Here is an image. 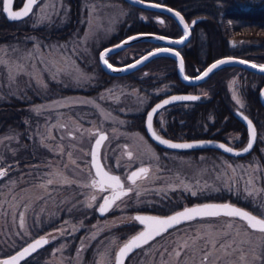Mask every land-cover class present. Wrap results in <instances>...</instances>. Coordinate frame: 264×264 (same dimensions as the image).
Segmentation results:
<instances>
[{
    "label": "rangeland",
    "instance_id": "374dc122",
    "mask_svg": "<svg viewBox=\"0 0 264 264\" xmlns=\"http://www.w3.org/2000/svg\"><path fill=\"white\" fill-rule=\"evenodd\" d=\"M124 1L80 0L66 35L45 37L46 30L41 35L24 31L0 42V99L37 98L20 111L24 134L13 129L0 134V170L6 173L0 177V218L6 220L4 232L9 229L5 232L8 241L2 240L4 232L0 230V258L35 236L46 235L49 243L45 248L32 252L22 264H112L113 253L124 239L116 227L134 221L128 208L149 202L154 193L157 196L172 189L199 195L230 190L257 206L258 215L264 218V167L255 153L243 159L219 152L200 153L194 160L183 152L157 151L143 133L126 127V114L143 109L147 96L129 87L122 77L104 82L96 58L98 49L108 43L127 14L129 6ZM69 7L68 0H38L22 22L34 28H61L70 21ZM137 13L144 20L158 22L160 28L169 22L153 9ZM195 28L192 43H198L202 50L204 29L198 24ZM153 44H129L107 58L113 64L123 63ZM151 66L156 65L130 72L139 77L167 72L160 64L156 69ZM239 72V68L231 67L223 79L231 108H242L244 102L238 94ZM64 88L79 92H62ZM91 89L93 92L88 91ZM195 89L192 91L201 98L207 97L203 85ZM153 90L162 92L166 86L160 83ZM155 117L162 121L161 110ZM97 130L105 131L108 137L100 146L103 164L133 190L103 215L91 216L104 195L90 187L93 177L88 151ZM225 136L233 143L237 132L229 131ZM127 152H132L131 158ZM260 153L264 158V149ZM137 165L149 172L139 173L133 185L125 174ZM53 221L45 231L39 230ZM218 241H235L236 251L227 249L232 254L226 255L218 245L213 247ZM184 245L187 247L182 250ZM204 250L212 253L210 264H264V234L248 228L237 217H198L149 240L130 255L127 264H201Z\"/></svg>",
    "mask_w": 264,
    "mask_h": 264
},
{
    "label": "trees",
    "instance_id": "16d2710c",
    "mask_svg": "<svg viewBox=\"0 0 264 264\" xmlns=\"http://www.w3.org/2000/svg\"><path fill=\"white\" fill-rule=\"evenodd\" d=\"M156 1L163 2L178 9L185 18L198 16V19L193 26V36L196 32L195 27L197 24L204 29L203 39H205V47L202 50H200L198 43L187 44L183 49L179 48V52L183 57L185 70L193 72L194 69L200 68V66L206 64L212 59V57L222 54L236 55L256 63H264V0ZM19 2L20 0H13V5H18ZM68 2L70 4L69 10L71 12L70 21L61 28H45L43 26L35 28L28 27L26 23L24 24V22H22L26 18L8 20L0 9V42L8 40L11 35L24 31L37 32L41 35L44 33L43 31L46 30L47 34L45 37H62L66 35L69 30L72 29L73 21H75V16L72 14L75 13L78 5H80V0H68ZM128 6L129 8L125 18L117 25V31L112 35L108 43L116 41L123 35L133 31L150 30L168 35H176L180 32L179 27L170 16L165 15V17L169 19V22L165 23L164 28H160L158 22H155L151 18L144 20L139 17L137 13L138 10H143L145 8L137 7L129 3ZM145 10L149 11L151 9ZM59 32H61V35H58ZM151 43L153 44V42L149 41H137L132 44L139 45ZM111 53L113 54V52ZM167 61L169 64L165 63ZM173 63V59H170L168 55L158 54L140 66L145 67L156 65L155 67L151 66L153 67L152 69H156L157 64L162 65L167 72L162 73L158 77L152 74H144L139 77L138 75L132 74L133 72L123 75H110L101 70L100 74L104 77V82L110 80L111 77H122L129 87L135 88L138 93L147 96V104L143 109L134 113L126 114L128 118L126 127L143 132V113L149 104L162 94L185 90L190 87L188 84L179 81L175 74ZM231 67L239 68L241 71L239 72L240 76L238 78L237 88L245 102V107H243L242 110L250 117L256 128V138L253 147L248 153L242 156H237L236 158L243 159L248 157L251 153H255L259 163L264 167V158L262 153H260V149H264V106L259 103L257 98V89L264 82V74L245 70L238 66H219L199 83L206 88L209 95L207 98L170 103L164 108L159 109L161 110L163 126H161V121L158 120L155 115L153 117V125L157 127L163 135L170 138L210 136L227 141L228 137L225 136L226 133L229 131H235L237 132L236 139L231 142H233V145L239 144L243 141L245 133L242 124L231 113L229 105L230 100L223 82L226 73ZM154 77L156 78L155 80H153ZM160 83H164L166 90L155 92L153 88ZM88 91L93 92L92 89ZM62 92H79V89L70 90L64 88L62 89ZM34 100H37L36 96H32L31 100H20L11 96L5 100L0 99V134L8 129L17 130L20 134H24L26 126L21 117L22 114L20 111L22 110V107ZM153 145L157 151L162 150V148L155 144ZM217 152L218 151L210 148L183 151V153L191 154V158L194 160L200 153L214 154ZM26 156L31 157L29 155ZM225 156L228 157L227 155ZM152 197L153 198H150L149 202L145 200L142 203H137L133 207H129L128 210H147L155 213H166L182 206L183 203L189 204L201 200H228L259 214L257 206L252 205L247 200H243L230 190L225 192L222 190L214 193L209 192L200 195H193V193L183 191L182 189H172L167 193H160L157 196L154 193ZM90 215H95V212L92 211ZM4 219L5 218L3 217L0 218V230L2 229V232H4V229L6 228V220ZM52 223H54V221L42 225L39 230L45 231L51 227ZM137 227L136 222L131 221L117 226L116 230L120 231L122 238H126L129 234L134 232ZM6 230L9 229L7 228ZM5 232L2 240L8 241L9 237ZM75 239L76 237L73 242L70 243V245H72L71 247L74 246L73 243L75 242ZM139 248L140 247L133 250L127 258H125L124 264H127L130 255ZM41 249L42 247L38 248L36 252ZM35 263V261H31L30 263L25 261L23 264Z\"/></svg>",
    "mask_w": 264,
    "mask_h": 264
},
{
    "label": "snow or ice",
    "instance_id": "6c2138e0",
    "mask_svg": "<svg viewBox=\"0 0 264 264\" xmlns=\"http://www.w3.org/2000/svg\"><path fill=\"white\" fill-rule=\"evenodd\" d=\"M13 0H3V11L8 14L9 19H21L23 17H27L30 12L32 11L33 5L37 3V0H27L24 4L23 9L18 12L11 11ZM159 6V5H154ZM171 11V9H169ZM175 16L179 18V23L183 25V36L175 41H171V43H182L189 35V25L184 22V18L180 15L179 12L175 13ZM195 21L193 22V24ZM140 36H133L129 37L127 41L122 42L119 45L114 46L112 49H106L104 52L100 54V60L107 65L108 68H112V65L108 63L107 56L116 51L119 48L125 46V44L129 43L132 40L139 39ZM158 39H163V37H157ZM158 52H172L171 49H157V52H149L148 56H145L143 59L147 60L149 57L156 55ZM174 55L179 57L180 53L174 52ZM141 61H137L140 63ZM230 61L226 60H219L216 63H213L206 71L202 73V76H198L197 79H201L203 77H208L215 69H217L220 65L227 63ZM240 63H244L243 60L239 61ZM131 67V66H130ZM252 67H256V65H252ZM180 68L181 71L183 70V61H180ZM115 70V69H113ZM261 70L264 71V66H261ZM185 80L188 79L187 76L184 77ZM42 83V81H41ZM236 99L235 94L233 96ZM197 96L192 95H181V96H173L171 99H165L162 103L157 104L150 112L147 114V128L153 138L157 140V142L161 145H164L170 149H192L195 147H203V143H175L171 142L168 139L161 138L157 132L153 131V117L155 114L158 113L159 109L164 108L166 105L173 103L175 101H194L197 100ZM236 102L240 104L241 102L237 99ZM241 107L243 105L241 104ZM245 120H247V127L249 129V142L247 147L243 149V152H248L252 148V143L255 138V129L253 128L252 121L248 120L245 116ZM161 126H163V121H161ZM108 137L105 136L102 132L98 133V137L95 140V145L92 148V159H93V166L96 169V177L99 179L94 178L90 185L91 188L96 189L101 193H112L111 199L108 195L103 197V203L100 204L98 211L100 214H104L106 211L110 209L112 204L115 203L116 200L120 199L123 196H126L129 191H132V188H125L124 184L121 183V178L117 175H112L108 171H104L99 165L95 163L98 159V147L102 145V143L107 140ZM219 148L224 149V151L232 153V148H225L224 144L218 145ZM235 155H241L242 153L236 152L233 153ZM129 158L132 157V152H127ZM231 167V165H228ZM149 169L147 167H141L138 171H133L131 175L128 176V180L132 182L133 185L136 183V179L139 173H143L147 175ZM6 173L3 170H0V177L4 176ZM48 183H52L51 180ZM89 185H85L88 187ZM187 188V185H185ZM118 190V191H117ZM139 195V193H137ZM195 195V193H193ZM91 199L94 201L96 199L95 196H92ZM91 207V204L88 205ZM219 215H226L229 217H239L241 220H246L248 222V228L258 231L261 234H264V218H258L256 215H252L247 211H243L239 208H236L230 204H204L198 205L191 208H184L183 211L176 212L174 215L168 216L166 218H160L156 216H142L137 215L133 217L134 220L139 221L140 224L144 225V231L140 232L137 236L132 237L130 241L125 243L123 247L119 249V251L115 255V264H124V261L121 259L122 256L127 258L126 253L133 251L136 247H142V244H139L138 241H143L145 244L149 242L150 239H155L157 236H161L164 232H167L168 229L173 228L176 224H179L184 221H191L198 217H216ZM21 220L23 221V213H21ZM23 227V225H22ZM25 235L27 232L25 231ZM55 239V237H53ZM49 240L41 237L39 239H35L33 242L27 243L26 246L22 247L21 250L15 252V254H9L6 257L0 258V264H18L19 261L29 256L32 252H35L37 248L42 247L43 245H47ZM235 241L224 243L223 241H218L213 243V247L219 246L220 249L225 251L226 255H231L232 253L227 252V249H232V252H235L236 249L233 247ZM187 245L182 246L186 248ZM177 257L180 256V252L176 253ZM212 259V253L210 251L204 250L203 256L201 259V264H210V260ZM218 259V257H217ZM241 260L244 259L243 254L240 257Z\"/></svg>",
    "mask_w": 264,
    "mask_h": 264
},
{
    "label": "water",
    "instance_id": "95a60500",
    "mask_svg": "<svg viewBox=\"0 0 264 264\" xmlns=\"http://www.w3.org/2000/svg\"><path fill=\"white\" fill-rule=\"evenodd\" d=\"M125 1L128 2L129 4L135 5L137 7L146 8V9H153V10L162 12V13L170 16L175 21V23L179 26V28L181 30V33L179 35L172 36V35H167V34L155 32V31H148V30L135 31V32H131V33H128V34L124 35L123 37H121L120 39H118L115 42H112V43H109V44H106V45L102 46L97 51V62H98L99 67L104 72H106L107 74L121 75V74L127 73V72L139 67L140 65H142L143 63H145L146 61L151 59L152 57H154V56H156L158 54H163V53L168 54V55H170L172 57V59L174 61L175 74H176L177 78L181 82H183L185 84H196L199 81H201L202 79H204L205 77H203L201 79H197V77L198 76H202V73L204 71H206L213 63H216L219 60L230 61V62L224 63L223 65L239 66V67L244 68L246 70H250V71H253V72H256V73L264 74V71L261 70V66H264V63H256V62H253V61H251L249 59H246V58H243V57H240V56H236V55H229V54L219 55V56L209 60L201 69H199L197 72H195L192 75L185 74L184 71L183 70L181 71V68H180V61L181 60L183 61L182 55L180 54V56L177 57V56L174 55V52L178 51L176 49L177 46H180V45L184 44L188 40V38L190 37V28H191L193 22L197 19V17L196 16L192 17L188 21H186L184 19V22L189 25V35H188V37L182 43H179V44L171 43V41L178 40V39H180L183 36V25L179 23V18H177L175 16V13L179 12L177 9H175L174 7L169 6V5H167V4L163 3V2H158V1H154V0H125ZM26 2H27V0H21L20 3L17 6H15V7L13 6V3H12L11 11H13V12L21 11L23 9V6H24V4ZM154 5H159V6L157 7V6H154ZM3 7H4L3 0H1V4H0L1 12L3 13V15L5 16L6 19L13 20V19H9L8 18V14L3 11ZM169 9H171V11H169ZM180 15L183 17V15L181 13H180ZM133 36H140L141 38L132 40L129 43L125 44V46H127V45H129V44H131L133 42L141 41V40L156 42L158 44L153 46V47H151V48H149V49H147V50H145L144 52L140 53L139 55H137L136 57L132 58L131 60H129V61L125 62V63L112 64V63L108 62L109 64L112 65L111 69L108 68L107 65L104 64L100 60L101 52H104L106 49H112L114 46L119 45V44H121L124 41H127L129 37H133ZM157 37H163V39H158ZM119 49H121V48H119ZM119 49H117V50H119ZM157 49H171L172 52H158L156 55H153V56L149 57L147 60L143 59L145 56H148L149 52H154V53L157 52ZM241 60H243L244 63H240L239 61H241ZM137 61H141V62L137 63ZM252 65H256V67L254 68V67H252ZM220 66H222V65H220ZM113 69H115V70H113ZM185 76L188 77L187 80L184 79ZM181 95H192V96H197V97L199 96V94L192 93V92H170V93L164 94V95L160 96L159 98H157L156 100H154L146 108V110L144 112L143 122H142V127H143V130H144V133L151 140V142H153L154 144H156V145H158L160 147L167 148L164 145L159 144L157 142V140H155L153 138V136L151 135V133L149 132V130L147 128V114L157 104L162 103L165 99H171V97H173V96H181ZM257 98H258L259 103L262 106H264V82L258 88ZM175 102H179V101H175ZM233 116L243 125V127L245 129V133H246L245 141L240 146H232V145L226 143L225 141H222V140L217 139V138H211V137H195V138L173 139V138H168L166 136H163V135L159 134L157 131H155L154 128H153V131L157 132V134L160 135L161 138L168 139L171 142H175V143H203V145H204L203 147H195V148H192V149L213 148V149H216V150H218V151H220V152H222V153H224L226 155H229V156H240V155H235L233 153L240 152V153H242L241 155L247 153V152L246 153L243 152V149L245 147H247L250 137H249V129L247 127V120H245L244 117L246 116L248 118V120H251V119L242 110H240L239 108H235L233 110ZM252 125H253V128L255 129V126H254L253 122H252ZM99 132H102L105 135V132L103 130H97L95 132V135L93 136L91 142H90L89 151H88V163H89V166L91 168L93 177L96 178V179H99V178L96 177V169L93 166V159H92L91 152H92L93 146L95 145V140L98 137V133ZM255 133H256V129H255ZM254 141H255V138L253 140L252 146L254 144ZM220 144H224L225 148H232L233 152L229 153V152L224 151V149L219 148L218 145H220ZM167 149H170V148H167ZM99 150H100V146L97 149L98 154H99ZM171 150H187V149H171ZM95 163L97 165H99L104 171H108L112 175L119 176L116 172L107 169L103 165V163H102V161L100 159V156H98V159L95 161ZM141 167H145V166L138 165V166H135V167L131 168L130 170H128V172L126 173V178L128 179V176L131 175V173L133 171H138ZM121 183L123 184L122 180H121ZM106 195H108L109 198L111 199L112 193H108ZM103 197H102V199L100 200L99 204L96 207V214L97 215H101L100 212L98 211V209H99L100 204L103 203ZM204 204H230V205H232V206H234L236 208H239V209H241L243 211H247V212H249L252 215H256L258 218H263V217L255 214V213L251 212L250 210L246 209L245 207L240 206V205H238L236 203L227 201V200H202V201H197V202H193V203H190V204L183 205V206H181L179 208L173 209V210H171V211H169L167 213H164V214H158L157 215V214H152V213L135 212V213H133V216L135 217L137 215H142V216H156V217H160V218H166L168 216L174 215L176 212L183 211V209L186 208V207L187 208H191V207H195V206H198V205H204ZM237 218H239V217H237ZM243 221L248 226V222L246 220H243ZM142 231H144V225H142L139 229H137L135 232L130 234L128 237H126L117 246V248L115 249V251L113 253L112 264H115V255L119 251V249L121 247H123V245L125 243L130 241L132 239V237L137 236ZM41 237H43V236H37V237H34V238L30 239L29 241H27L24 244L20 245L18 248H16L15 250H13L9 254H15V252L21 250L22 247L26 246L27 243L33 242L35 239H39ZM138 243L139 244H144V242L142 240L138 241ZM130 252L126 253V256H128ZM6 256L7 255L2 256L1 258L6 257ZM121 259L124 261L125 260V256H122Z\"/></svg>",
    "mask_w": 264,
    "mask_h": 264
},
{
    "label": "flooded vegetation",
    "instance_id": "af4514ba",
    "mask_svg": "<svg viewBox=\"0 0 264 264\" xmlns=\"http://www.w3.org/2000/svg\"><path fill=\"white\" fill-rule=\"evenodd\" d=\"M176 9V8H175ZM178 10V9H177ZM179 11V10H178ZM180 12V11H179ZM184 17V16H183ZM193 17H195V16H193ZM198 17V16H197ZM190 18H192V17H190ZM190 18H185L184 17V19L186 20V21H188ZM158 21L160 20V17H157L156 18ZM198 19V18H197ZM196 19V20H197ZM195 20V21H196ZM193 26H194V24H192V26H191V28H190V37L188 38V40L186 41V42H188L189 44H192V42L194 41V37H193V33H192V30H193ZM181 33V32H180ZM179 33V34H180ZM178 34V35H179ZM119 39V38H118ZM185 42V43H186ZM185 43L184 44H182V45H180V46H177L176 47V49L179 51V48H181L182 46H184L185 45ZM219 56V55H218ZM217 57V56H216ZM214 57H212V59H213ZM244 58V57H243ZM132 59V58H131ZM131 59H129V60H131ZM107 60H108V58H107ZM129 60H127V61H129ZM211 60V59H210ZM109 61V60H108ZM127 61H125V62H127ZM110 62V61H109ZM111 63V62H110ZM124 63V62H123ZM113 64V63H112ZM116 64H121V63H116ZM205 65V64H204ZM203 65V66H204ZM203 66H200V68H196V69H194V71L193 72H189V71H187V70H185V68H184V62H183V71H184V73L185 74H187V75H192V74H194L195 72H197L199 69H201ZM128 73H130V72H127V73H125V74H128ZM123 75V74H122ZM206 78V77H205ZM204 78V79H205ZM203 79V80H204ZM203 80H201L200 82H202ZM180 81V80H179ZM200 82H198V83H196V84H188V86H190V87H188V88H186L185 90H180V91H172V92H192V93H197V94H199L198 92H193L192 90H194L197 86H202V85H200L199 83ZM206 89V88H205ZM196 90V89H195ZM257 91H258V89H257ZM170 93V92H169ZM227 93V92H226ZM165 94H167V93H165ZM206 94H207V97L209 96L208 95V93H207V91H206ZM238 94H239V90H238ZM162 95H164V94H162ZM161 95V96H162ZM240 95V94H239ZM160 97V96H159ZM158 97V98H159ZM206 97V98H207ZM157 99V98H156ZM198 99H205V98H201L200 97V94H199V96H198ZM180 102H186V101H180ZM243 104V107H245V102H243L242 103ZM150 105V104H149ZM148 105V106H149ZM230 105V109H231V113L233 114V110L235 109V108H237V107H235L234 108V106L231 108V103L229 104ZM147 106V107H148ZM242 107V108H243ZM242 108H239V109H241L242 110ZM243 111V110H242ZM244 112V111H243ZM245 113V112H244ZM246 114V113H245ZM143 115H144V113H143ZM247 115V114H246ZM142 122H143V118H142ZM153 128L155 129V131H157L159 134H161V135H163L160 131H159V129L157 128V127H155L154 125H153ZM142 129H143V127H142ZM256 129V128H255ZM243 130H244V133H245V129H244V127H243ZM139 131V130H138ZM105 132V131H104ZM141 132V131H140ZM141 133H143L144 135H145V133H144V130H143V132H141ZM105 135H106V133H105ZM163 136H166V135H163ZM145 137H147L146 135H145ZM166 137H168V136H166ZM203 137H210V136H203ZM245 137H246V133H245V136H244V140H245ZM168 138H170V137H168ZM195 138V137H194ZM211 138H213V137H211ZM255 138H256V135H255ZM147 139L151 142V140L147 137ZM173 139H175V138H173ZM177 139H184V138H177ZM221 140V139H220ZM244 140H243V142H244ZM222 141H225V140H222ZM226 143H228V144H230V145H232V146H240V145H242V143H240L239 145H233L232 143H229V142H227V141H225ZM153 143V142H152ZM254 143H255V141H254ZM154 144V143H153ZM156 145V144H155ZM156 146H158V145H156ZM158 147H160V146H158ZM160 148H162V151H172V152H178V153H182L183 151H185V150H171V149H167V148H163V147H160ZM199 149V148H198ZM210 149H213V148H210ZM187 150H190V149H187ZM214 150H216V149H214ZM216 151H218V150H216ZM219 153H221V154H223V155H225L224 153H222V152H220V151H218ZM99 153H100V150H99ZM236 157V156H235ZM103 163V162H102ZM104 165V164H103ZM105 166V165H104ZM106 167V166H105ZM117 173V172H116ZM118 174V173H117ZM119 175V174H118ZM92 177H93V174H92ZM119 177L121 178V176L119 175ZM94 179V177L92 178V180ZM121 180H122V182H123V179L121 178ZM124 184V183H123ZM125 188H127V187H125ZM106 194H108V193H104V195H106ZM103 195V196H104ZM102 199V198H101ZM202 201V200H201ZM99 202H100V200L97 202V204H96V206H94V212L96 213V207H97V205L99 204ZM194 202H197V201H194ZM193 203V202H192ZM190 204V203H189ZM184 205H186V204H184ZM183 206V205H182ZM181 207V206H180ZM179 208V207H178ZM135 212H141V213H152V214H164V213H155V212H150V211H145V210H136V211H132L131 212V215L133 216V213H135ZM169 212V211H168ZM167 213V212H166ZM134 217V216H133ZM134 222H136V224H137V228L136 229H138V228H140L141 226H142V224H140V222L139 221H136V220H134ZM181 223H184V222H181ZM180 224V223H179ZM177 225V224H176ZM41 236H43L45 239H47V236L46 235H41ZM36 237V236H35ZM34 238V237H33ZM45 246L46 245H43L42 246V248L44 247L45 248ZM40 248V247H39ZM38 249V248H37ZM23 260V259H22ZM22 260L21 261H19L18 262V264H22L21 262H22Z\"/></svg>",
    "mask_w": 264,
    "mask_h": 264
}]
</instances>
